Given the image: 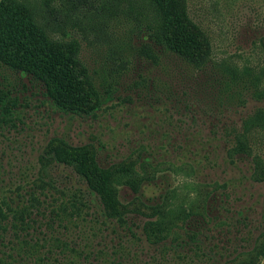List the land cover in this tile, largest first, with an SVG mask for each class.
Returning <instances> with one entry per match:
<instances>
[{
  "label": "trees",
  "instance_id": "trees-1",
  "mask_svg": "<svg viewBox=\"0 0 264 264\" xmlns=\"http://www.w3.org/2000/svg\"><path fill=\"white\" fill-rule=\"evenodd\" d=\"M37 2L0 0L1 127L13 125L34 89L80 118L125 97L195 116L207 106L216 117L264 101V69L216 59L190 0ZM83 40L99 56L94 64ZM257 44L264 50V35ZM241 122L224 123L228 157L250 159L252 179L264 182V107ZM39 164L30 190L0 195V264H264V227L254 230L241 207L229 210L228 194L219 192L226 185L171 186L164 162L139 157L106 167L95 145L62 137L49 140ZM60 167L81 186L56 181ZM146 184L163 192L147 197ZM109 237L111 245L102 244Z\"/></svg>",
  "mask_w": 264,
  "mask_h": 264
},
{
  "label": "rangeland",
  "instance_id": "rangeland-1",
  "mask_svg": "<svg viewBox=\"0 0 264 264\" xmlns=\"http://www.w3.org/2000/svg\"><path fill=\"white\" fill-rule=\"evenodd\" d=\"M31 1L38 4L37 0ZM190 7L212 33L216 59L264 69V50L257 44L264 35V0H190ZM67 28L79 35L70 25ZM83 45L86 58L94 64L99 56L84 40ZM24 96L27 99L19 107L13 125L0 126V195L7 188L15 192L30 190L39 174V157L45 146L50 139L62 137L74 145H95L98 159L106 167L128 157H139L154 163L164 162L162 174L169 175L171 186L187 182L226 185L219 192L228 194L229 210L241 207L245 209L242 216L253 219L254 230L264 227V182L252 179L250 159L228 157L231 138L224 126V123L241 125V117L257 106L264 107V101L250 99L242 113L216 117L207 106L205 114L197 107L199 113L195 116L170 110L163 103L151 106L145 99L129 102L125 97L109 102L95 117L80 118L53 109L38 90L27 91ZM181 165L186 166L176 170L178 173L171 168ZM189 165L193 171H185ZM52 174L56 181L81 186L78 177L67 167H60ZM162 186L146 184L147 197L159 195ZM126 191L121 193L129 198ZM240 228L248 231L242 225ZM110 241L111 237L102 244L111 245Z\"/></svg>",
  "mask_w": 264,
  "mask_h": 264
}]
</instances>
